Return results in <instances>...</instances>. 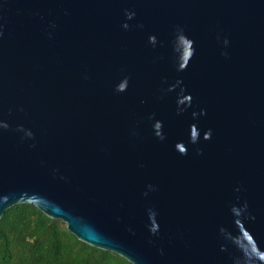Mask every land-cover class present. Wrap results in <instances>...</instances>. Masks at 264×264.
I'll return each instance as SVG.
<instances>
[{
    "label": "water",
    "instance_id": "obj_1",
    "mask_svg": "<svg viewBox=\"0 0 264 264\" xmlns=\"http://www.w3.org/2000/svg\"><path fill=\"white\" fill-rule=\"evenodd\" d=\"M20 204L132 264H264V0H0Z\"/></svg>",
    "mask_w": 264,
    "mask_h": 264
},
{
    "label": "trees",
    "instance_id": "obj_2",
    "mask_svg": "<svg viewBox=\"0 0 264 264\" xmlns=\"http://www.w3.org/2000/svg\"><path fill=\"white\" fill-rule=\"evenodd\" d=\"M0 264H132L120 255L80 241L61 220L31 204L0 218Z\"/></svg>",
    "mask_w": 264,
    "mask_h": 264
}]
</instances>
